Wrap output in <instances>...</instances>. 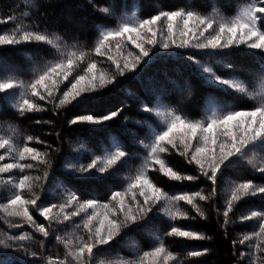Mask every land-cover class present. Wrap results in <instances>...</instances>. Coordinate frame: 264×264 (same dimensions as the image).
Segmentation results:
<instances>
[{"label":"snow or ice","instance_id":"1","mask_svg":"<svg viewBox=\"0 0 264 264\" xmlns=\"http://www.w3.org/2000/svg\"><path fill=\"white\" fill-rule=\"evenodd\" d=\"M88 4L101 21L111 22L96 25L91 44L51 30L54 22L42 0H23L25 10L17 14V8L10 6L6 15H0V25H11L0 31V48L43 45L50 57L33 62L28 79L19 69L0 65V109H10L14 117L0 124V190L7 193L0 202V220L17 230L0 232V264H185L188 257L206 256L207 247L190 250L182 259L165 238L212 241L207 233L178 223L207 221L210 209L227 239L235 205L257 196L264 201V183L244 180L227 182L223 207L217 203L218 182L228 170L247 165L264 178V0H247L233 15L215 6L210 12L182 6L141 16L139 5L127 11L129 0H106L104 5L88 0ZM238 56L258 63L259 75L241 78L233 64ZM172 60L190 69L206 90L199 118L165 102L173 94L184 98L182 102L191 99L194 85L187 77H166L170 87L153 84L148 90L151 103L137 97L140 119L122 115V107L102 113L91 110L119 88V78L143 80L153 65ZM147 79L153 82L152 77ZM255 82L259 87H250ZM245 99L254 103L243 104ZM40 113H51L56 120L38 117ZM118 117L123 132L119 138L111 137L102 154L91 153L89 161L82 162L85 145L70 140L73 152L81 155L66 157L63 164L68 184L111 185L103 202L92 195L85 198L64 184L53 190L54 154L59 155L61 147L23 134L15 123L27 119L47 125L51 129L47 135L59 145L65 127L71 129L68 135L85 129L104 131ZM137 144L143 149L139 156ZM173 155L191 169L173 167L168 159ZM137 159L140 163L131 167ZM121 172L123 178L117 179ZM158 177L173 183L159 184ZM196 181L209 182V190H168ZM239 219L256 223L231 240L232 264H264V210H251ZM134 232L152 236L150 249L136 248L131 259L112 258V249L106 246L115 241L114 248ZM50 238L62 246V256L50 254Z\"/></svg>","mask_w":264,"mask_h":264},{"label":"trees","instance_id":"2","mask_svg":"<svg viewBox=\"0 0 264 264\" xmlns=\"http://www.w3.org/2000/svg\"><path fill=\"white\" fill-rule=\"evenodd\" d=\"M105 2L106 0H96V3L100 5H104ZM116 2L120 3V0H116ZM246 2L247 0H129L130 7L127 11L131 13V11L135 10L136 5H139V14L141 16H148L154 14L161 8L175 9L183 6L195 8L201 12H210L212 7L215 6L225 15H233L239 6ZM42 3L54 22L51 30H56L69 39L73 35H76L82 42L91 44L96 38V25L101 23H111L110 21H101L99 19L100 14L93 12L91 6L88 4V0H42ZM22 4L23 0H0V15H6L7 12L10 11V6H15L18 14L19 11L25 10L21 7ZM49 5L51 6L49 7ZM9 27H11V25H0V31L6 30ZM44 47L45 46L43 45H29L26 49H15L11 47L0 48V65L6 64L14 69H19L23 78L28 79L31 75L33 62L40 63L43 60L50 58L44 51ZM29 56H31V60L28 58ZM233 64L241 78H248L251 80L253 74L259 75L260 73L259 64L249 57H234ZM107 66L108 64H105V67ZM148 77L153 78L152 83L148 81ZM166 77L180 80L185 77L190 78L194 85V89L191 99L186 102H182L184 98L175 94L165 97V102L170 106L180 108L181 111L192 118H199L203 115L202 111H200V107L202 97L206 90L199 87V82L191 75L190 69L185 67L183 63L175 60L153 65L145 74L143 80H131L128 79L127 76L119 78L122 81L119 88L112 91L109 95L102 97L101 100L91 106V110L102 113L108 109L122 107L124 109L122 115L129 116L133 119H140L142 117L137 115L140 106L137 97L145 103L153 102V98L149 95L148 90L153 84H155L156 87H170V85H167ZM252 86L258 88L259 83L255 82L254 84H250V87ZM105 91H107V89H105ZM2 95L3 94H0V96ZM252 103L254 102L247 101L246 99L243 101V104L246 105ZM36 115L38 117H43L44 119L51 118L56 120L55 117L51 116V113H40ZM10 120H14L11 110L9 109L5 111L0 109V124H4ZM15 123L21 129L23 134L35 135L46 140L48 143H52L54 147H61L59 155L54 154L55 159L53 160V171L55 173V180H51L50 177L53 190H55L58 185L64 184V186L80 192L85 198L92 195L100 199L102 202L105 200L106 195L109 194V189L112 187L111 185H103L98 182L80 183L75 181L72 182V184H68L63 171V164L66 157H80L81 155L73 152L72 145L69 144L70 140L73 144L82 142L85 145L87 152L83 153L82 162L87 163L91 153L102 154L103 147L110 145L111 137L115 135L119 138L120 134L123 132V128L121 127L122 121L119 117L114 122L112 128L104 131H89L85 129L76 134L68 135V133L71 132V129L65 127V135L63 136L62 143H59V145L54 143V136L47 135L51 130L49 126L35 125L32 120L27 119H17L15 120ZM60 127L61 124L57 121L56 128L59 129ZM145 131L146 129L141 130L140 135L143 136ZM37 147L44 150L43 145H37ZM135 148L139 149L138 156L143 154V149L140 148L139 144L135 145ZM168 159L172 166L179 170L191 169V166L184 164L181 161V158L177 156L173 155ZM139 163L140 160L137 159L134 163H131V167L134 168ZM126 171L127 169L124 170V172ZM152 175L154 177L157 176L155 173ZM122 178L123 172H121L117 179ZM244 180H252L254 183H264V178L261 177V174L254 172L247 165L228 170L218 182L219 198L217 203L221 208L224 204V198L228 194L227 182H240ZM157 183L165 185L172 184L173 182L167 181L164 177H158ZM208 185L209 182L207 181H196L195 183L184 182L183 185L177 184L175 187L168 190L173 192L196 191L202 188L205 191H208ZM6 196L7 193L0 190V202H3ZM49 199H53L51 194H49ZM181 205L184 208H188L187 205H183V202H181ZM255 209L264 210V201H262L259 196L245 198L235 205L234 213H230L233 223H231L228 228L227 239L224 236L223 229L217 224L215 213L209 209V220L207 221L197 219L195 221H178V223L185 227L192 228L193 230L207 233L213 237L212 241H180L173 238H165V242L169 245L171 250L179 253L182 259L186 257V253L190 250H199L205 247L210 249V252L206 256L186 258L185 264H232L234 258L231 256V240L238 239L241 234L251 231L252 226L256 223L255 221L242 222L239 217ZM40 220L47 223L46 221H43V218H40ZM3 231L15 232L17 230L9 229L3 224V220H0V232ZM117 239L120 238L118 237ZM115 244L116 242L113 241L109 246H106L112 249V258L121 256L131 259L135 255L136 248H139L142 251L150 249L152 246V236L142 232H134L128 240L123 241L120 245L113 248L112 245ZM47 246L53 257L57 254L61 256L63 255L62 246H56L54 239L50 238ZM33 249L38 250V245H33ZM0 251H2V249H0ZM7 251L14 257L21 256V254L12 252L11 250Z\"/></svg>","mask_w":264,"mask_h":264}]
</instances>
